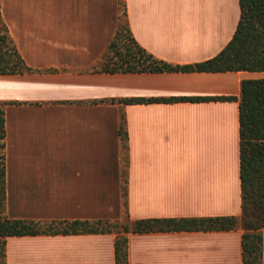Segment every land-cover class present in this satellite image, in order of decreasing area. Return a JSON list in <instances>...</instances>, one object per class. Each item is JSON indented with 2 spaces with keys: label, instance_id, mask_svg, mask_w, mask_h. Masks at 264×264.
Instances as JSON below:
<instances>
[{
  "label": "crops",
  "instance_id": "crops-1",
  "mask_svg": "<svg viewBox=\"0 0 264 264\" xmlns=\"http://www.w3.org/2000/svg\"><path fill=\"white\" fill-rule=\"evenodd\" d=\"M123 1L132 37L168 69L94 68L116 32L118 0H1L32 68L0 73L7 218L122 220L124 201L133 222L240 215L241 83L264 71L198 68L232 38L238 0ZM142 227L128 234V264H242L240 227ZM114 237L8 236L5 261L115 264Z\"/></svg>",
  "mask_w": 264,
  "mask_h": 264
},
{
  "label": "trees",
  "instance_id": "trees-1",
  "mask_svg": "<svg viewBox=\"0 0 264 264\" xmlns=\"http://www.w3.org/2000/svg\"><path fill=\"white\" fill-rule=\"evenodd\" d=\"M1 2V0H0ZM240 15L232 38L218 55L199 69L218 71H264V0H238ZM116 32L98 62L104 72L162 70L161 64L142 49L132 37L123 0H118ZM13 43L0 12V73L31 72ZM134 99H120L119 103ZM239 110V177L241 213L239 216L213 218L147 219L133 222L125 213L122 220H23L4 214V110L0 102V264L5 261L8 236L35 234L112 233L115 264H128V234L144 230V224L162 223L168 230H231L240 227L242 264H262V229L264 228V78L243 80ZM120 139L126 145L124 117L121 116ZM126 197V191L123 192Z\"/></svg>",
  "mask_w": 264,
  "mask_h": 264
}]
</instances>
